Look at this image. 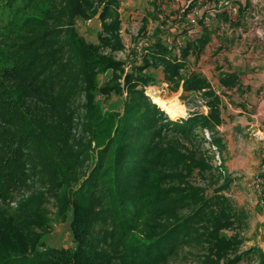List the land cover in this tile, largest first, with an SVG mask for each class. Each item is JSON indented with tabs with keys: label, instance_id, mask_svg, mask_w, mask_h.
<instances>
[{
	"label": "trees",
	"instance_id": "obj_1",
	"mask_svg": "<svg viewBox=\"0 0 264 264\" xmlns=\"http://www.w3.org/2000/svg\"><path fill=\"white\" fill-rule=\"evenodd\" d=\"M208 1L218 6L219 0ZM114 4L0 0V264H172L192 248L204 249L203 264H239L250 252H240L238 233L224 234L239 216L222 193L229 180L214 187L219 178L205 146L208 130L210 144L227 147L219 130L222 96L189 68L190 57L198 60L211 42L213 28L204 17L196 37L158 27L122 86L124 62L102 52L124 48ZM100 7L105 34L96 45L78 33L75 18H92ZM250 7L241 5L236 17L216 10V17L241 25ZM164 31L173 43L162 38ZM151 66L163 67L174 90L201 94L209 111L170 116L146 92L154 84L145 72ZM109 69L112 82L100 88L98 75ZM219 81L225 94L244 88L237 71H221ZM125 92L121 109L96 103L99 94ZM80 95L86 144L75 143L74 135ZM196 172L207 185L191 180ZM35 181L38 188L27 193ZM49 195L61 217L72 215L74 247L49 246L43 238Z\"/></svg>",
	"mask_w": 264,
	"mask_h": 264
},
{
	"label": "rangeland",
	"instance_id": "obj_2",
	"mask_svg": "<svg viewBox=\"0 0 264 264\" xmlns=\"http://www.w3.org/2000/svg\"><path fill=\"white\" fill-rule=\"evenodd\" d=\"M244 1L219 0L218 6H216V3L208 0H115L114 10L117 9L119 15V32L122 36L124 48L112 51L110 48L102 47V52L124 62L125 70L121 73L119 81L122 86H125V77L131 73L136 60L138 64L142 63L145 48L152 46L153 34L158 27L164 30L169 29L171 32L187 30L188 32H185L187 35L196 37L201 32L198 19L204 17L205 21L213 28L211 42L198 60L195 59V56L190 57L189 68L202 72L210 80L214 89L221 94L223 100V123L219 126V130L227 147L222 150L210 144L212 134L208 130L205 131V146L207 153L212 157L211 162L216 167V174L219 178V182L214 187H219L229 180V187L223 190L222 193L230 198L236 210L235 212L239 216L236 226L224 231V234L232 236L238 233L244 239L240 252H250V255L245 256L239 264H258L261 260L259 252H263L264 255V215L262 196L259 188L255 185V178L264 160V146L262 143L264 139H259L257 135L252 133V130L248 131V128H251L252 125H248V128L245 129L247 131H244L243 123L245 124V121L242 123L240 120L242 117H246L238 113L237 110L244 107L246 111L258 114L259 108L256 113L254 111L256 107L260 106L258 99H264V87L261 85L262 88L260 89L261 86L250 83L251 81L255 84V81H258V78L261 77L262 72L258 70L260 68L258 65L255 71L249 72L236 68V63L242 62L245 65V60L249 58L251 60L256 58L258 63L262 61L261 52L249 54L250 57L246 55L248 53L246 46H250L247 41L255 45L258 41L264 42V19L261 18V10L259 8V10H256V7L255 10L253 7V10L249 9L244 12V15L251 16L253 19L247 22L244 18L241 25L221 23L220 18L216 17V10L222 11L225 9L236 17L239 7L244 6ZM194 2H197L196 8L187 15L188 7ZM235 9H237L236 13ZM75 25L78 33L89 43L102 44L105 33L101 19V7L92 18L76 17ZM220 25L222 26L218 28ZM161 36L173 43V35L164 31ZM177 44L179 45L180 41H177ZM243 65L239 67L242 68ZM221 71H237L241 74L244 88L241 91L237 89L229 90L228 94H225V87L219 81ZM145 72L154 78V84L146 87V92L152 100H154V97L159 96L169 103L180 106L178 116L173 117L174 119H185L191 114L197 112L207 113L209 111V107L201 94L184 93L182 88L177 91L174 90L165 79L163 67L151 66L145 69ZM98 76V85L100 88H104L107 83L112 82L114 71L109 69ZM126 98V92L124 95L99 94L96 103L104 110H117L122 108ZM84 102L85 97L83 95H80L74 101L78 111L74 135L76 138L75 143L81 140L80 142L86 144L90 137L84 126ZM240 104L243 106L240 107ZM246 105H248L247 108ZM252 118L256 121L259 120V118ZM252 118L249 117L247 121L253 122V124L256 123ZM261 121H264V119ZM240 126L242 129H239ZM262 126H264V122L256 125L259 128ZM231 132L236 137L234 144L229 143ZM191 180L201 186L208 184L206 179L200 176L198 172L193 175ZM38 185L39 182H33L27 193L35 191ZM211 188L209 187V193L213 192ZM16 201L17 198L13 203L16 204ZM56 202L57 200L53 195L48 198L46 208L50 221L46 229L43 230V238L49 246L56 248L74 247L76 242L71 229L72 215L67 213L65 217H61ZM203 252L204 249L200 248L186 249L181 251L178 257L173 258L171 263L203 264L201 261Z\"/></svg>",
	"mask_w": 264,
	"mask_h": 264
},
{
	"label": "crops",
	"instance_id": "obj_3",
	"mask_svg": "<svg viewBox=\"0 0 264 264\" xmlns=\"http://www.w3.org/2000/svg\"><path fill=\"white\" fill-rule=\"evenodd\" d=\"M247 2H250L251 3V7H250V9L251 10H253V7H254V10L256 9V10H261V12H262V15H261V18L262 19H264V0H245L244 2H243V4L245 5ZM256 7V8H255ZM259 8V9H258ZM257 17V16H256ZM246 18V21L247 22H249L250 21V19H253V18H251V16H249V17H245ZM260 33V32H259ZM247 43L250 45V46H246L247 47V50H248V53L246 54V55H248L249 57H250V55L251 54H255L256 52L257 53H259V52H261V54H262V61L260 62V63H258V61H257V59L256 58H253V60H251L250 58L249 59H246L245 60V65H243L242 64V62H239V63H236L237 64V67L236 68H239V70H242V71H249V72H251V71H255L256 70V67H257V65H258V67H260V68H258V70L260 71V72H262V74H260L261 75V77L260 78H258L259 80L258 81H255V84H254V82H251L250 81V83H252V85H258V86H261V85H263V87H264V61H263V59H264V42H262V41H258V43L255 45V44H252V42H248L247 41ZM250 54V55H249ZM254 60H255V62H254ZM243 65V67L241 68V67H239V66H242ZM236 68H234V69H236ZM238 70V69H237ZM241 75V74H240ZM244 83V82H243ZM247 83H249V82H247ZM249 83V84H250ZM251 86V85H250ZM251 88H252V86H251ZM262 88V86L260 87V89ZM251 95H252V91H251ZM250 101V100H249ZM258 101H259V105L260 106H258V107H256V109H255V113L257 112V109L259 108L260 109V111H259V113L258 114H252V113H250L249 111H246V109L244 108V107H242V109L241 110H237V112L238 113H241L243 116H245L246 118H243L242 117V119L240 120L242 123L245 121V124L243 123V125H244V131H247V130H245L246 128H248V125H252V127L251 128H248V131H251L252 130V133L254 134V135H257L258 137H259V139H264V126H262L261 128H259V127H256V125H260V124H262L264 121H261L260 122V120H263L264 119V99H258ZM249 103V102H248ZM257 104V105H258ZM249 105V104H248ZM248 105H246V108L248 107ZM241 106H243L242 104H240V107ZM249 117L250 118H252V117H255L256 119H258L259 118V120L258 121H256V120H254L253 118V120H254V122H256V123H254L253 124V122H250V121H247L248 119H249ZM239 118H240V116H239ZM239 129H242L241 128V126L239 127ZM230 138H231V140H230V142L229 143H231V144H234L235 143V141H234V139H236V137L235 136H233V134H232V132H231V135H230ZM263 143V146H264V141L262 142ZM233 146V145H232ZM231 146V147H232Z\"/></svg>",
	"mask_w": 264,
	"mask_h": 264
},
{
	"label": "bare ground",
	"instance_id": "obj_4",
	"mask_svg": "<svg viewBox=\"0 0 264 264\" xmlns=\"http://www.w3.org/2000/svg\"><path fill=\"white\" fill-rule=\"evenodd\" d=\"M154 101L157 102L163 109H165L172 117L176 118L180 110V106L172 104L162 99L159 96L154 97Z\"/></svg>",
	"mask_w": 264,
	"mask_h": 264
},
{
	"label": "built area",
	"instance_id": "obj_5",
	"mask_svg": "<svg viewBox=\"0 0 264 264\" xmlns=\"http://www.w3.org/2000/svg\"><path fill=\"white\" fill-rule=\"evenodd\" d=\"M237 9H235V13ZM255 185L259 188L261 196H262V209L264 215V160L262 161L260 171L256 175L255 178Z\"/></svg>",
	"mask_w": 264,
	"mask_h": 264
}]
</instances>
